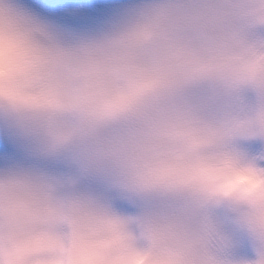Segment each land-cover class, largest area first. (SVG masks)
I'll return each instance as SVG.
<instances>
[{
  "label": "clouds",
  "instance_id": "9594fccd",
  "mask_svg": "<svg viewBox=\"0 0 264 264\" xmlns=\"http://www.w3.org/2000/svg\"><path fill=\"white\" fill-rule=\"evenodd\" d=\"M0 264H264V0H0Z\"/></svg>",
  "mask_w": 264,
  "mask_h": 264
}]
</instances>
